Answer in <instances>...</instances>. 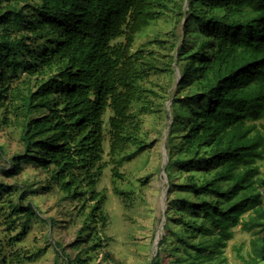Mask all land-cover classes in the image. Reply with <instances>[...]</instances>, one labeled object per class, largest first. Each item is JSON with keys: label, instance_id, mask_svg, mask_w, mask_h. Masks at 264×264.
<instances>
[{"label": "trees", "instance_id": "obj_1", "mask_svg": "<svg viewBox=\"0 0 264 264\" xmlns=\"http://www.w3.org/2000/svg\"><path fill=\"white\" fill-rule=\"evenodd\" d=\"M169 12L176 23L184 20L176 56L181 77L168 97L165 145L170 192L178 194L169 200L151 264H163L168 251L174 258L167 264H228L224 250L237 228L251 235L248 258L240 264H260L264 0H0V123L19 131L22 145L0 171L18 176L37 164L46 178L50 174L47 188L55 184L75 198L85 187L92 189L90 200L102 198L93 190L100 174L113 165L120 176V167L145 150L143 117L159 111V100L167 97L163 85L149 83L174 71L172 58L160 66L155 51L135 44L157 14ZM0 156H7L4 145ZM15 190L0 180V204L8 203L5 192ZM115 193L131 194L117 187ZM8 204L10 215L24 219L13 239L19 241L36 206ZM99 210L93 206L85 217V239ZM56 255L67 258L64 250ZM84 261L79 254L67 260Z\"/></svg>", "mask_w": 264, "mask_h": 264}, {"label": "rangeland", "instance_id": "obj_2", "mask_svg": "<svg viewBox=\"0 0 264 264\" xmlns=\"http://www.w3.org/2000/svg\"><path fill=\"white\" fill-rule=\"evenodd\" d=\"M175 20L172 12L157 14L148 29L137 38L135 48L144 44L143 48L155 51L160 66L169 64L172 58L174 71L157 75L149 83L156 88L163 85L167 97L159 100V111L143 117V133L148 144L141 154L120 167V176L114 175L113 165L102 171L93 189L101 193L102 198L90 200L92 189L85 187L82 189L85 193L75 198L64 195L55 184L47 188L50 184L45 180H51L50 174L46 178L45 171L35 167L37 164L34 168L27 166L18 176L9 177L0 171L2 182L19 188L13 194L5 192L3 199L6 198L11 204L32 202L37 212L25 236L13 241L24 219L10 215L8 203L0 204V264H68L67 260H74L78 254L81 260H85L84 264H151L166 226L165 212L169 200L178 194L170 192L165 171L169 161V149L165 145L171 123L167 117L171 112L168 97L176 92L181 77L176 56L178 44L183 38L184 20L179 23ZM110 114L106 115V120ZM36 115L43 116L42 113ZM104 135V160L109 161L108 126ZM19 138L18 130L0 123V145H4L7 151L5 158L0 156V167L8 166L6 159L22 150ZM261 167L264 171V163H261ZM175 175L177 181L182 178L177 173ZM116 187L131 194L122 198L115 193ZM25 190L37 192H28L20 198ZM261 191L264 196V187ZM93 206L100 208L96 212L98 219H94L86 228L85 231L91 234L85 239L82 229L85 227V217ZM101 213L105 215L104 220L100 218ZM49 218L53 219L52 223ZM12 219L15 221L12 222ZM171 226L180 228L176 223ZM174 239L171 236L169 242L173 243ZM250 239L249 233L235 229V236L224 250L228 264L244 263L243 257L248 258L250 251ZM57 243L60 247H57ZM93 244L98 246L92 248ZM61 250L66 252L68 259L56 255ZM172 258L174 256L170 251L165 252L163 264Z\"/></svg>", "mask_w": 264, "mask_h": 264}]
</instances>
